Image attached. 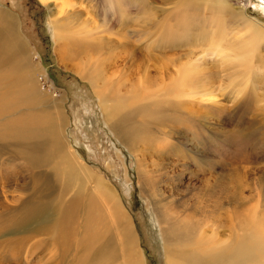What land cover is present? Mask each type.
<instances>
[{
	"label": "rangeland",
	"instance_id": "1",
	"mask_svg": "<svg viewBox=\"0 0 264 264\" xmlns=\"http://www.w3.org/2000/svg\"><path fill=\"white\" fill-rule=\"evenodd\" d=\"M0 11L7 17L1 23L25 46L22 58L0 67L4 121L21 112L36 115L35 138L45 143L53 122L68 151L117 197L100 193L93 178L84 176L80 203L68 208L62 187L52 180V165L28 171L13 147L0 142V264H125L130 252L118 233L124 220L108 217L115 202L131 225L140 264H168L171 252L167 255L162 230L174 219L164 215H176L178 199L201 201L208 195L222 204V216L256 205V214L264 217V41L247 69L230 47L246 34L244 17L246 25L264 24V0H0ZM194 55L212 77L191 92L194 97L183 95L184 87L169 98L185 100V110L203 115L199 126L186 122L200 138L180 145L181 133L164 127L165 138L156 134L159 138L129 148L112 127L127 126L129 114L144 105L130 104L132 94L166 80L154 73L156 67L161 71ZM11 63L16 72L6 79ZM143 115L140 109L138 120ZM15 125L1 129L12 136ZM145 171L153 175V187L139 177ZM163 173L170 175L165 182ZM236 182L239 206L227 197ZM31 206L39 211L27 228H3L12 211L23 216ZM109 238L112 261L97 253Z\"/></svg>",
	"mask_w": 264,
	"mask_h": 264
},
{
	"label": "bare ground",
	"instance_id": "2",
	"mask_svg": "<svg viewBox=\"0 0 264 264\" xmlns=\"http://www.w3.org/2000/svg\"><path fill=\"white\" fill-rule=\"evenodd\" d=\"M232 15L238 17L242 14L233 12ZM5 18L7 17L0 11V19L5 20ZM243 19L246 20L245 17ZM243 19L246 34L244 37L233 42L230 47L236 53V62L242 68L247 69L251 63L252 53L256 52L259 43L264 41V24L258 25L259 23L248 20L246 25ZM192 44L193 40H191V44L187 45ZM24 49L25 46L21 40L14 36V33L11 32L8 26H4L0 21V67L5 65L6 60L12 61L22 58ZM226 49L230 51L229 47ZM219 53H222V51ZM196 59L198 60L194 55L187 57L185 61L179 63L171 61L161 71L156 67L155 71L153 70L154 73L165 76L166 80L163 79L162 82L157 83V88L154 87L153 83H149L142 88V94H132L130 104L134 105L136 102L145 101L144 105L139 108L136 107L129 114L127 120L129 119L130 122L127 126L124 123L117 122L112 127L117 137L129 148H132L135 144L138 145L139 142L141 144V142H149V140H154L159 137L163 139L161 137L165 138L169 133L174 134L176 132L177 134L178 132L181 133L180 139H178L180 145H188L186 142L192 140V137L196 140L200 138V131L197 129L191 130L192 127L187 124L191 123L193 126H199V121H201L203 115H195L194 111L190 108L191 111L185 110L184 107L187 101L182 100L177 104L169 98L171 93H175L178 89H183L184 87L186 88L184 89L183 95L194 97L196 94L190 95L191 92L196 91L197 88L203 86L212 77L213 71L210 68L201 67V63L195 62ZM13 64L11 63L10 66ZM198 66H200L199 69ZM15 70L14 65L11 67L10 72L5 74L6 79L10 74L14 75ZM189 84L190 86H188ZM133 89H131V92ZM19 90L22 92L25 90V87ZM164 93H167L166 98H162ZM29 96L30 94L26 96L27 100H30ZM116 99L119 100L118 96ZM140 109L144 111L143 117L141 119L139 118L141 122L138 120V111ZM3 116L4 114L0 112V142L13 147L14 157L23 160V167L28 171L30 169H41L52 165L51 173L54 176L52 180L62 187L61 199L64 198L68 208L80 203V185L85 182L86 178H93L96 186L101 191L100 193L103 191V193L111 198L115 196V193L104 184L102 179L95 177V175L93 176L92 174L94 173L82 165L68 151L66 145L61 141L53 122L50 127L51 137L45 143L35 138L36 134H39L38 117L36 115L21 112L20 115L13 117V120L6 121H4ZM8 122L16 123L11 130V133H13L12 136H9L4 132V129H1ZM57 127H59V124H57ZM164 127L168 128L169 133L163 131L162 128ZM189 135L191 137L188 140L186 137ZM206 142L207 139L202 145H205ZM199 145L200 143L196 144L192 149L199 148ZM185 151H187V154L184 158H189L190 149L186 148ZM180 155L182 156V153ZM23 167L20 169H23ZM18 171L21 172V170ZM32 176L33 178L30 177L31 180L36 181L35 172L32 173ZM46 176L48 178L47 182L50 183V177L48 175ZM169 176V174L163 173L161 175V181L165 182L170 178ZM139 177L153 187L154 179L150 171L140 172ZM240 185L236 182L235 191L231 192L229 196L227 193L229 200L238 206L242 200V195L238 196L240 195V191H238V189H241ZM114 198L117 199V197ZM187 199H178L179 202L176 205L175 216L173 213L164 215L165 218L170 216L174 219L173 225H168L169 222L167 221L168 223L165 225V229L162 230L164 241L168 247L166 248L167 255L169 251L171 252V258L167 259L168 264H264V222H262L264 217L256 214V205L248 207L246 213H244L245 209H239V211L235 209L233 214L229 213L227 216H222V204L213 200L208 195L201 201L197 198L193 200L189 199V201ZM161 205L163 206L162 209H164V212L169 211L168 206L163 205V203ZM38 211V207L32 206L23 216L19 215L17 210L12 211V216L8 220L4 219V223L7 224L3 228L21 231V228L24 226L27 228L29 222L35 220L34 218L37 217L36 214ZM109 211L108 217L110 219L112 218V220L115 219L120 222L122 218L124 220L123 226L120 227L118 233L122 237V244L127 246V250L130 252L126 255L125 264H140L134 233L129 221L124 216L123 211H121L118 202H115L109 208ZM28 220L30 221L28 222ZM224 232H226V237H223ZM249 232L251 234L248 235ZM110 238L108 241L105 240L103 242L105 246L100 245L98 247L97 253L98 255L103 254V257L106 256L107 259L112 261L114 258L112 256L114 255V249L111 247ZM179 240L181 241L179 242ZM218 244L221 245V248L217 252H214V248ZM170 246H172V249ZM186 246L189 249H186ZM99 263L102 262L99 261Z\"/></svg>",
	"mask_w": 264,
	"mask_h": 264
}]
</instances>
